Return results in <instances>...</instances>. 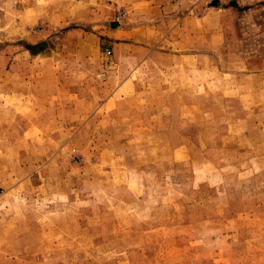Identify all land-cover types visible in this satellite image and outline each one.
Returning <instances> with one entry per match:
<instances>
[{
    "label": "rangeland",
    "instance_id": "rangeland-1",
    "mask_svg": "<svg viewBox=\"0 0 264 264\" xmlns=\"http://www.w3.org/2000/svg\"><path fill=\"white\" fill-rule=\"evenodd\" d=\"M0 264H264V0H0Z\"/></svg>",
    "mask_w": 264,
    "mask_h": 264
}]
</instances>
